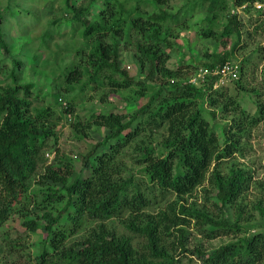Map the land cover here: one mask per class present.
<instances>
[{"label":"trees","instance_id":"1","mask_svg":"<svg viewBox=\"0 0 264 264\" xmlns=\"http://www.w3.org/2000/svg\"><path fill=\"white\" fill-rule=\"evenodd\" d=\"M51 1L62 12L49 21L55 29L31 31L42 50L30 60L22 50L10 51L3 31L5 14L19 16L23 9L14 3L0 6V236L7 232L13 210L21 208V225L43 236V247L29 253L35 264H178L166 245L173 235L174 249L190 252L200 264H264V231L242 223L247 221L242 195L251 169L237 163L226 171L221 167L244 154L247 145L241 141L264 120L260 90L244 86L246 61L235 55L243 23L234 9H255L263 16L264 8L253 4L264 0H206L208 14L199 34L225 49L175 65L169 63L175 44L164 25L178 22L179 15L161 7L169 0ZM188 1L184 18L202 2ZM225 12L230 13L222 23L220 13ZM65 26L81 35L73 50L66 47ZM45 50L55 55L43 58ZM128 50L135 55L136 74L125 64ZM68 52L72 58L65 63ZM31 60L43 70L40 77L51 80L47 104L32 99L41 95L46 82L27 78L34 69ZM227 62L238 66V76L228 74L226 85L216 86L222 75L212 72L192 81L201 68L220 69ZM133 87L135 100L145 98L144 103L132 108L127 103L123 109L92 107L85 118L78 114L70 120L83 138L95 129L100 135L81 155L80 170L66 153L47 163V150L59 151L56 127L75 112L80 97L98 89L108 97V92ZM244 93L253 94L255 112L242 105ZM205 104L215 109L213 116L220 111L231 117L222 132L205 117ZM199 188L220 215L198 202L187 205V195ZM255 206L263 210L261 202ZM236 208L234 220L227 213ZM117 221L128 231L119 232ZM192 222L209 240L235 235L210 252L202 245L190 248L186 239ZM78 230V239L70 241ZM18 245L12 242L10 250L23 248Z\"/></svg>","mask_w":264,"mask_h":264},{"label":"rangeland","instance_id":"2","mask_svg":"<svg viewBox=\"0 0 264 264\" xmlns=\"http://www.w3.org/2000/svg\"><path fill=\"white\" fill-rule=\"evenodd\" d=\"M194 1V0H192ZM199 2L198 5L194 8V12L191 15H187V18H184L186 13V3L188 0H169L165 5L161 6L162 8L168 10L171 13H178L179 20L175 23H168L164 25V31H167L172 35V41L175 44V49L171 51V59L169 60L170 64L175 65L176 63H188L190 61L194 62L193 57L196 60L201 61L206 57L207 54L212 52H222L224 51V46L216 41L214 38L206 39L201 37L199 34L200 27H202V22L207 16L208 12L206 8L205 1ZM231 4L232 0H227ZM51 0H0L1 8H5L9 3H14L19 5L23 9V13L19 16H14L10 14H5L4 16V26L3 31L6 34V41L10 46V51L16 53L22 50L23 53L29 55V60L32 58L33 54H37L42 50L41 40L39 38H32L33 31L41 30L44 32L47 30V27L50 29H55L54 25H49V21L53 20L55 17H59L62 10L58 4L57 7L51 5ZM256 2L254 7L258 8ZM263 4V3H262ZM245 6V5H244ZM59 7V8H58ZM229 10L232 13L233 8L229 6ZM264 4L262 5V9ZM235 13L240 17L242 25V36H241V47L235 49V55L239 61H246L245 65V75L243 78L244 86L247 89L256 88L260 90L261 99L264 100V15L260 16L259 13L255 12V9H252L250 12L243 7H235ZM25 11H29L26 15ZM229 12V13H230ZM229 13H220L219 19L222 23L226 22L225 16ZM35 15V17H34ZM36 18V20H35ZM31 24L32 26H27ZM69 32V37L67 38L68 43L66 47L68 50H73L79 44L81 40V35L79 33L73 35L72 27L65 26ZM32 31V32H31ZM74 40V41H73ZM230 38V42H231ZM230 45V44H229ZM228 49L230 46L227 47ZM209 52V53H208ZM55 55L48 50H45L43 58L47 56ZM2 51H0V59L3 57ZM125 59V64L128 67L129 71L132 74L138 73L139 67L136 63V58L132 50L124 52L123 55ZM72 58V52L66 54L65 63H67ZM67 61V62H66ZM244 61V62H245ZM7 62H10L9 60ZM31 66L34 65L33 60L29 61ZM64 64V63H62ZM29 65V66H30ZM55 66V65H54ZM32 73L27 74V78L35 80L38 83H44L42 86V93L40 96L36 97L33 94L32 99L34 104H47L52 100V96L49 94L51 91V80L48 77H40L42 74L41 68L38 66H33ZM34 70V71H33ZM3 77V76H2ZM51 77V76H50ZM5 81V79H3ZM226 85V84H225ZM233 84L230 85L232 88ZM102 90L98 89L97 91L88 92L83 97H80L78 104H76L75 112L68 114L66 118H63L58 123L56 129L59 132V140L57 148L51 147L47 150L45 156L47 158V163H51L57 153H66L73 158L75 167L77 170H80L82 167L81 155L89 148V143L97 141L100 139L99 132L95 129L91 132V137L88 139L83 138L81 134L77 132L71 125V121H74L78 114L85 118L88 111L92 107L97 108H110L116 107L123 109L127 103L129 107L132 108L138 104H142L146 101L145 98L135 100L136 94L133 91L134 87L130 90L122 91L120 93H109L107 96H102ZM35 92V90H34ZM242 96V105L247 108L250 112L256 111V102L253 94H241ZM43 98H45L43 100ZM106 98L105 100H101ZM133 100V101H132ZM205 117L211 122L215 127L217 132H222L224 127H227L228 120L231 118L229 115L223 114L222 112H216V116L212 115V112L215 109H209L205 104ZM211 112V113H210ZM69 118V119H67ZM71 120V121H70ZM247 145L244 150V154H237L236 159H230L225 161L222 164V169L226 171V168L231 165V163L241 164L251 169L252 179L248 190L242 195L244 203L246 204L243 210V216L246 217L247 221L242 220V223H245L247 226H250L252 231H264V195L263 187L264 184V120L260 122L259 126L254 127L252 130V135L248 136V139H243L241 143ZM125 160L126 157H125ZM128 162V161H127ZM133 169L134 166L130 165ZM135 171V170H134ZM207 185V184H205ZM187 205L192 202H198V205H204L211 213L220 215L219 209H214L212 205L205 201L203 197L202 188H199L192 196L187 195ZM262 201H261V200ZM258 202L262 203L263 210L256 208ZM238 210H232L230 213H227L228 216L235 217L236 219ZM21 208H16L13 210L12 216L7 220L5 224V234L0 236V263L1 264H35V261H30L29 253H33L36 249H41L43 247L42 237L38 238L36 235L30 234L22 225H21ZM116 229L119 232H127L118 221L116 222ZM188 236H187V245L190 248H194L196 245H202V248L206 249L208 252L214 250L215 248L220 247L221 245L230 242L232 237L235 235L232 233L228 235H223L214 239H207L204 237L198 228L195 226V223L192 222L187 226ZM81 231H73L70 235V241L78 239V234ZM3 236H6V240H3ZM172 241L176 242V237L173 235L169 242H166L168 248L173 252L174 256L179 259L178 264H200V260L196 258L190 252H181L178 248L177 251L172 245ZM12 242L18 243V246H23L20 250H10V245ZM26 245H28L26 247ZM181 252V253H180Z\"/></svg>","mask_w":264,"mask_h":264},{"label":"built area","instance_id":"3","mask_svg":"<svg viewBox=\"0 0 264 264\" xmlns=\"http://www.w3.org/2000/svg\"><path fill=\"white\" fill-rule=\"evenodd\" d=\"M263 4L262 3H257L258 8H262V5ZM237 67H238L237 65L227 62L220 69L217 68V69L211 70V69H208V68H201L198 71L197 76H195V77L192 78V81L195 82L199 78L204 77L207 73H211L212 72L214 74L222 75L223 76V77L221 76V78L219 79V81L216 83V86L225 85V84L228 83V79L225 78L226 76H228V74H232V76L234 78H236L238 76Z\"/></svg>","mask_w":264,"mask_h":264}]
</instances>
